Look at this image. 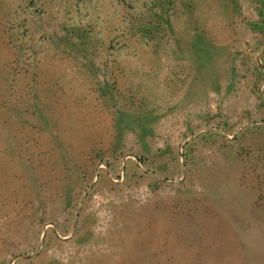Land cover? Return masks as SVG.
<instances>
[{
  "label": "rangeland",
  "instance_id": "374dc122",
  "mask_svg": "<svg viewBox=\"0 0 264 264\" xmlns=\"http://www.w3.org/2000/svg\"><path fill=\"white\" fill-rule=\"evenodd\" d=\"M0 264H264V0H0Z\"/></svg>",
  "mask_w": 264,
  "mask_h": 264
},
{
  "label": "trees",
  "instance_id": "16d2710c",
  "mask_svg": "<svg viewBox=\"0 0 264 264\" xmlns=\"http://www.w3.org/2000/svg\"><path fill=\"white\" fill-rule=\"evenodd\" d=\"M159 15H160V17H162V16H163V13H160ZM84 31H85L87 34L89 33V30H88V29H84ZM199 37H201V36H198V38H199ZM196 41H200V44L202 43L200 38H199V40H196ZM81 44L85 45V42H82ZM200 47H201V49H202V45L199 46V49H200ZM84 48H86V46H84ZM257 127H261V126H257ZM149 130H150V129L148 128V131H149ZM146 132H147V130L144 131V133H143V137H145V136L147 135ZM134 156L139 160V162H144V156H142V155H140V154H134Z\"/></svg>",
  "mask_w": 264,
  "mask_h": 264
}]
</instances>
